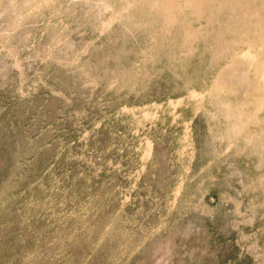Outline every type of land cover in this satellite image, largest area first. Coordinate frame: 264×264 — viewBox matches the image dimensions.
I'll list each match as a JSON object with an SVG mask.
<instances>
[{"label": "rangeland", "instance_id": "374dc122", "mask_svg": "<svg viewBox=\"0 0 264 264\" xmlns=\"http://www.w3.org/2000/svg\"><path fill=\"white\" fill-rule=\"evenodd\" d=\"M0 264H264V0H0Z\"/></svg>", "mask_w": 264, "mask_h": 264}]
</instances>
